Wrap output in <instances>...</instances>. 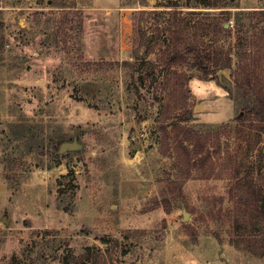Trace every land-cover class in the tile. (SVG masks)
Returning a JSON list of instances; mask_svg holds the SVG:
<instances>
[{"label":"rangeland","instance_id":"rangeland-1","mask_svg":"<svg viewBox=\"0 0 264 264\" xmlns=\"http://www.w3.org/2000/svg\"><path fill=\"white\" fill-rule=\"evenodd\" d=\"M54 1L86 14L81 51L70 57L58 45ZM202 1L0 0V264H264V254L234 243L240 183L264 187V118L249 117L253 99L232 75L241 45L225 42L232 72L210 79L192 57L164 63L181 20L196 36L195 24L221 13ZM219 1L246 14L244 38L254 46L244 62L263 80L264 19L247 14L264 0ZM228 27L236 30L235 18ZM143 34L160 38L148 56ZM100 60L112 68L87 65ZM176 73L188 76V91ZM179 90L191 110L183 124L223 132L203 167L174 153L180 111L164 117L180 108ZM175 180L180 201L155 207ZM250 234L261 250L264 223Z\"/></svg>","mask_w":264,"mask_h":264},{"label":"trees","instance_id":"trees-1","mask_svg":"<svg viewBox=\"0 0 264 264\" xmlns=\"http://www.w3.org/2000/svg\"><path fill=\"white\" fill-rule=\"evenodd\" d=\"M205 8H220L221 13L214 17L211 24H205L203 22L194 25L196 31V36L190 32V22L189 20H181L178 24V29L174 28V33L176 34V44H173L172 50L168 53L164 63L171 65L173 62L178 60H186L187 57L193 58L194 63L200 66L203 75L206 79H210L216 76L218 71L228 70L232 72V58L231 52L225 49V42L231 38L236 39L241 45L239 51V64L236 71H233V79L235 81L236 87L243 92L244 96L253 99V104L251 105L248 115L252 119L259 120L264 118V79H260L259 74L256 73L258 67H251L250 64L245 63L246 55L251 53L254 43L248 40L249 38H244L246 34V27L243 22V15H246L243 11H238L233 14L230 9L234 8L232 3H221L219 0H203L201 3ZM174 14L177 16L180 11L181 6L178 3L172 4ZM51 7L57 8V10H52L50 14L59 16L56 21L58 35L60 36L59 46L65 49L68 57L74 51H81V38L84 32V17L85 12L83 10H72L70 6H67L64 2H52ZM155 14H161L158 11ZM247 15L251 16V22L253 19L260 18L264 19V10H254L249 12ZM258 16V17H257ZM260 16V17H259ZM232 18H235L237 28L232 30L231 27H226ZM178 31H177V30ZM177 31V33L175 32ZM199 34V35H198ZM142 35V34H141ZM193 37L194 40L191 41L190 38ZM210 37V38H209ZM143 42L141 45H147L145 55L148 56L153 53L154 48L160 38L154 40H147L145 35L141 37ZM209 38L207 41L206 39ZM146 44H145V43ZM173 55L176 59L173 60ZM243 59V60H242ZM149 63V62H148ZM89 68L92 67L95 71L107 72L113 66V61L100 60L99 62H93L87 64ZM154 66H151L152 71L155 70ZM99 74V73H98ZM177 79L176 83L181 87L185 88L187 91V84L189 82L188 76L182 75L181 73H176ZM180 93V108L174 107V110L169 111L164 119H168L174 111H180L176 116L175 128L178 134L175 137V148L174 153L179 155L181 152L182 158H185L187 165L191 167H203L207 162L212 159V153L210 148L212 146V141L216 140L219 142V138L223 132L222 130L214 131H199L193 127L186 126L183 124L187 122V116L191 113V110L186 107L187 96L184 90H179ZM170 106V105H169ZM170 108V107H169ZM247 113V112H246ZM249 117L243 115L242 120H249ZM224 131L230 132L229 126H224ZM165 129V138L169 139V133ZM220 144V143H219ZM59 148V143L57 144ZM216 153L220 154V148H217ZM219 151V152H218ZM182 162L181 157L177 159ZM264 169V168H263ZM264 177V173H263ZM181 182L175 180L172 185L161 189L157 196L153 198V203L155 207L163 205L166 208H171L173 202L178 203L180 201L181 194ZM172 186L178 189V193L174 192ZM240 189L246 190L239 194V208L237 209V218L235 221V228L239 229V240L234 242L239 248L244 246L247 250L254 254H264V246L261 250L256 248L258 243L257 237L252 236V231L259 230L261 225L264 223V204L261 203L263 200L264 187L259 186L255 183H247L242 186L240 183ZM250 202V203H249ZM250 205V206H249ZM244 206H249L251 210L249 212L243 209ZM242 208V209H240ZM250 232L249 236L245 233Z\"/></svg>","mask_w":264,"mask_h":264},{"label":"water","instance_id":"water-1","mask_svg":"<svg viewBox=\"0 0 264 264\" xmlns=\"http://www.w3.org/2000/svg\"><path fill=\"white\" fill-rule=\"evenodd\" d=\"M226 27H228V25H226ZM77 143H63L61 145V152H66L67 150H75L77 148ZM263 204H264V199H263ZM190 215L184 211V221L187 222L189 220Z\"/></svg>","mask_w":264,"mask_h":264}]
</instances>
